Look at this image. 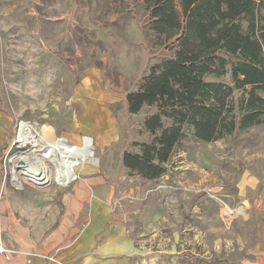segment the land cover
<instances>
[{
  "label": "rangeland",
  "instance_id": "374dc122",
  "mask_svg": "<svg viewBox=\"0 0 264 264\" xmlns=\"http://www.w3.org/2000/svg\"><path fill=\"white\" fill-rule=\"evenodd\" d=\"M148 21L134 0H0L3 248L69 264L61 251L101 220L109 230L125 224L135 244L129 264H264V123L210 142L185 135L155 179L122 163L124 151L151 140L144 120L154 112H129L126 93L173 51ZM23 124L35 139L90 137L94 165L64 185L32 182L16 160L30 153L19 147ZM10 258L0 251V264Z\"/></svg>",
  "mask_w": 264,
  "mask_h": 264
},
{
  "label": "trees",
  "instance_id": "16d2710c",
  "mask_svg": "<svg viewBox=\"0 0 264 264\" xmlns=\"http://www.w3.org/2000/svg\"><path fill=\"white\" fill-rule=\"evenodd\" d=\"M134 1L158 42L173 49L126 93L129 112H154L144 120L151 140L138 143L139 152L124 151L122 163L151 180L185 135L210 142L264 123V0Z\"/></svg>",
  "mask_w": 264,
  "mask_h": 264
},
{
  "label": "bare ground",
  "instance_id": "6f19581e",
  "mask_svg": "<svg viewBox=\"0 0 264 264\" xmlns=\"http://www.w3.org/2000/svg\"><path fill=\"white\" fill-rule=\"evenodd\" d=\"M19 136L20 148L30 145V153L16 156L19 172L32 182L43 184L56 180L64 185L76 178L77 170L88 163V166L94 165L90 137L85 136L80 143H72L65 138L57 139L51 132H45L35 139L30 127L24 124L19 129ZM47 161L54 162V168ZM15 178L18 179L17 176Z\"/></svg>",
  "mask_w": 264,
  "mask_h": 264
},
{
  "label": "crops",
  "instance_id": "0c3cea01",
  "mask_svg": "<svg viewBox=\"0 0 264 264\" xmlns=\"http://www.w3.org/2000/svg\"><path fill=\"white\" fill-rule=\"evenodd\" d=\"M71 203L74 202L71 200ZM76 219L77 217L74 216L71 225ZM106 226L100 220L94 225L81 229L73 240H70L69 247L61 251L60 256L69 264H129L135 252V244L130 232L127 231L125 224L122 226L119 222L112 230ZM27 249L32 250V247ZM23 260V255L15 254L6 264H20ZM42 263L43 260L40 258H32V264Z\"/></svg>",
  "mask_w": 264,
  "mask_h": 264
},
{
  "label": "built area",
  "instance_id": "2783aa9c",
  "mask_svg": "<svg viewBox=\"0 0 264 264\" xmlns=\"http://www.w3.org/2000/svg\"><path fill=\"white\" fill-rule=\"evenodd\" d=\"M225 207L226 204H224ZM1 250L0 251H4L6 252V257L10 258L12 254L14 253H19L21 255L24 256V260L22 261V263L20 264H32V258L33 257H40L43 258L49 262H54L57 264H62V262L60 260L57 259V257L53 254H49V253H43V252H39V251H33V250H20V249H13V248H3L2 246H0Z\"/></svg>",
  "mask_w": 264,
  "mask_h": 264
}]
</instances>
